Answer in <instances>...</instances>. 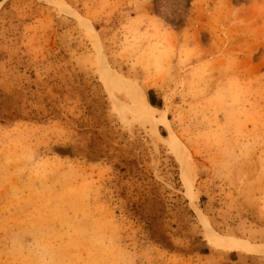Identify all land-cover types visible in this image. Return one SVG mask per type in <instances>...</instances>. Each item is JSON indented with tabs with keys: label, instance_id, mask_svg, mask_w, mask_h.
<instances>
[{
	"label": "rangeland",
	"instance_id": "obj_1",
	"mask_svg": "<svg viewBox=\"0 0 264 264\" xmlns=\"http://www.w3.org/2000/svg\"><path fill=\"white\" fill-rule=\"evenodd\" d=\"M263 261L264 0H0V264Z\"/></svg>",
	"mask_w": 264,
	"mask_h": 264
},
{
	"label": "bare ground",
	"instance_id": "obj_2",
	"mask_svg": "<svg viewBox=\"0 0 264 264\" xmlns=\"http://www.w3.org/2000/svg\"><path fill=\"white\" fill-rule=\"evenodd\" d=\"M106 69V76L107 78H111L110 80H113L116 82V87H117V79L120 80L119 78H117V76H115L111 70H109L107 67H105ZM113 78V79H112ZM123 81V80H122ZM113 86V85H112ZM114 87H115V83H114ZM142 101H143V104H144V110H140L138 109L136 106H134V111L136 112L135 114L140 117V118H143L145 121H147L148 123L152 122L153 119L150 117V115L148 114V112H156V109L154 107H152L145 96L142 97ZM210 241L211 243L215 246V247H224L226 249H231V250H234V251H250L251 250V247L250 245H246V244H243V243H228V244H225V243H222L221 241H219L218 239L214 238V237H210ZM263 252V251H262Z\"/></svg>",
	"mask_w": 264,
	"mask_h": 264
},
{
	"label": "crops",
	"instance_id": "obj_3",
	"mask_svg": "<svg viewBox=\"0 0 264 264\" xmlns=\"http://www.w3.org/2000/svg\"><path fill=\"white\" fill-rule=\"evenodd\" d=\"M153 101H154V103L155 104H157L158 103V98L156 97V96H153ZM147 101H148V103H149V96H148V94H147ZM150 104V103H149ZM153 107V106H152ZM154 108H156V107H154ZM225 256H226V259L228 260V261H230V262H232V257H236L237 256V253L236 252H233V251H230V252H228V253H226L225 254ZM262 264H264V261L262 262Z\"/></svg>",
	"mask_w": 264,
	"mask_h": 264
},
{
	"label": "trees",
	"instance_id": "obj_4",
	"mask_svg": "<svg viewBox=\"0 0 264 264\" xmlns=\"http://www.w3.org/2000/svg\"><path fill=\"white\" fill-rule=\"evenodd\" d=\"M148 96H149V103H150V105L151 106H153V107H157L158 105L157 104H155L154 103V101H153V93L150 91V92H148Z\"/></svg>",
	"mask_w": 264,
	"mask_h": 264
}]
</instances>
